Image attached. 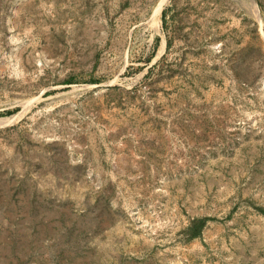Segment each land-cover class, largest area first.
Returning a JSON list of instances; mask_svg holds the SVG:
<instances>
[{
	"label": "rangeland",
	"instance_id": "1",
	"mask_svg": "<svg viewBox=\"0 0 264 264\" xmlns=\"http://www.w3.org/2000/svg\"><path fill=\"white\" fill-rule=\"evenodd\" d=\"M0 264H264V0H0Z\"/></svg>",
	"mask_w": 264,
	"mask_h": 264
},
{
	"label": "bare ground",
	"instance_id": "2",
	"mask_svg": "<svg viewBox=\"0 0 264 264\" xmlns=\"http://www.w3.org/2000/svg\"><path fill=\"white\" fill-rule=\"evenodd\" d=\"M159 14V12H158V10L156 11V16ZM156 22H157V20H156Z\"/></svg>",
	"mask_w": 264,
	"mask_h": 264
},
{
	"label": "trees",
	"instance_id": "3",
	"mask_svg": "<svg viewBox=\"0 0 264 264\" xmlns=\"http://www.w3.org/2000/svg\"><path fill=\"white\" fill-rule=\"evenodd\" d=\"M163 18H164V14H163Z\"/></svg>",
	"mask_w": 264,
	"mask_h": 264
}]
</instances>
